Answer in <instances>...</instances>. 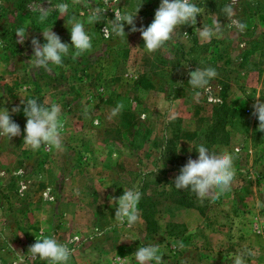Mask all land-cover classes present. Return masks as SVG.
<instances>
[{"label":"rangeland","instance_id":"1","mask_svg":"<svg viewBox=\"0 0 264 264\" xmlns=\"http://www.w3.org/2000/svg\"><path fill=\"white\" fill-rule=\"evenodd\" d=\"M59 2L0 0V106L21 126L19 135L0 137V264H11L16 251L27 254L42 235H54L72 249L69 264H119L117 257L125 256L126 264H136L132 254L145 243L160 244L162 264H232L229 254L246 248L255 250L246 257L248 264H264V207H256L258 198L264 200V129L253 114L256 100H264V0H195L202 9L197 23L177 26L172 38L151 52L140 31L127 23L122 36L106 38L103 29L116 7L138 5L137 28L147 26L160 0H67L64 16L55 10ZM228 5L230 17L223 10ZM97 6L106 10L88 25L91 49L74 59L69 45L63 64L50 70L30 64L32 37L43 43V29L53 26L70 44L68 20L84 19ZM45 8L49 15L40 21ZM213 20L219 30L202 38L198 28ZM18 27L26 29L23 43ZM207 66L217 74L194 98L189 74ZM21 94L45 106L61 105V147L33 150L23 143L27 117ZM118 103L123 107L113 114ZM216 104L248 113L236 115L226 132L214 133ZM14 105L19 112H11ZM174 127L181 131L178 150L187 159L197 155L191 143L201 141L233 152L230 188L217 199L195 200L204 213L166 200L178 172L161 159V149ZM150 170L149 181H141ZM133 186L160 196L159 232L147 227L140 202L137 223L114 219L116 204L109 198ZM26 264L48 261L29 258Z\"/></svg>","mask_w":264,"mask_h":264},{"label":"clouds","instance_id":"2","mask_svg":"<svg viewBox=\"0 0 264 264\" xmlns=\"http://www.w3.org/2000/svg\"><path fill=\"white\" fill-rule=\"evenodd\" d=\"M140 5L135 9L116 7L114 18L107 22L103 31L105 37L110 35L122 36L125 34V23L131 25V31L139 30L143 38L144 48L151 52L161 47L172 38L177 26L184 24L195 25L197 15L201 14V7L195 0H160L158 8L155 10L154 19L147 25L141 24L139 28L135 23V18ZM51 8V7H49ZM49 8L40 10L38 20L44 21L49 15ZM69 9L67 0H60L55 6V10L63 15ZM106 8L94 7L84 19L72 16L67 26L70 29L71 43L62 41L61 37L50 29H43L44 42L39 37H32L33 55L30 64L35 68L50 70L52 66L62 65L64 57L70 54L69 45L72 46V56L75 59L81 53L92 48L93 34L88 25L95 24L102 19ZM229 17L233 14L231 5L223 9ZM64 16V15H63ZM245 21L241 20L243 26ZM199 29V35L204 39H211L219 30L216 20L212 24H203ZM26 29L18 27L16 34L19 43L26 39ZM217 69L212 66L198 67L190 72V83L196 90L194 98L200 95L199 89L206 88L210 80L216 76ZM20 103L24 104L23 113L27 117L23 130V143L33 150L39 149L42 145L61 147V136L64 128V121L61 118V105L52 103L49 106L38 103L35 98H25L24 95ZM243 97V96H241ZM260 97V96H257ZM123 107L118 103L113 114ZM18 105H14L11 112H19ZM253 114L260 121L259 128L264 129V100L258 99L253 105ZM21 133V126L11 116L10 110L6 106H0V137L10 139ZM195 146L197 155L190 156L181 166L179 173L174 178V185L177 189L190 188L200 197L217 199L224 191L228 190L235 177L233 152L227 147L210 145L206 141L191 143ZM189 151H192L190 146ZM115 156L116 154L113 153ZM141 191L133 186L123 191L119 197H110V202L115 201L116 210L114 219L118 223L133 225L140 220V209L138 207L141 200ZM256 207H264V200L258 198ZM183 240L179 245H183ZM72 249L64 242L58 240L54 235L37 236V239L28 247V253L15 252V258L11 264H26V259L39 258L47 260L48 264H69ZM255 250L246 248L237 250L236 253L229 254L232 264H248L246 257L254 256ZM136 264H162L163 253L158 243H145L137 247L132 254ZM128 256L117 257L119 264H126Z\"/></svg>","mask_w":264,"mask_h":264},{"label":"trees","instance_id":"3","mask_svg":"<svg viewBox=\"0 0 264 264\" xmlns=\"http://www.w3.org/2000/svg\"><path fill=\"white\" fill-rule=\"evenodd\" d=\"M198 44H199L198 40L195 39L194 45H198ZM214 111H215L214 123H212L211 125L214 133L216 132L218 133L221 131L226 132L227 124H229L230 122H234L236 115L238 117H243L248 113L244 107L233 108L227 104H216L214 107ZM172 132H173L172 137L165 138L164 147L161 149V159L166 162H169L171 164V169H175L179 173V170L181 166L185 163L187 157L181 154L178 150V143L181 132L180 129L174 127ZM138 137L139 134L137 133L135 140H133L132 143H134V141L137 142ZM153 173H154L153 170H150L148 172H143L141 174L143 177L141 181L147 183L149 181L148 176ZM156 182L160 183L158 179ZM172 182H173L172 188L175 190L171 192H166L168 193L166 195L168 196L166 197V200H170L172 203H175L181 207H187V208L196 207L200 209L202 213H204V207L196 202L197 199H200L199 195L195 191L191 192L192 189L190 188V186L188 188L177 189L174 185V180ZM144 189H145V185H142L141 190ZM176 189L179 190L177 196L175 195ZM162 193L163 192H160V194ZM158 197L160 196L155 195L153 193H143L140 200V208L142 211V216L145 219L147 227L151 230L152 233H157L161 229L160 228L161 211L157 208Z\"/></svg>","mask_w":264,"mask_h":264},{"label":"crops","instance_id":"4","mask_svg":"<svg viewBox=\"0 0 264 264\" xmlns=\"http://www.w3.org/2000/svg\"><path fill=\"white\" fill-rule=\"evenodd\" d=\"M181 92H182V91H181ZM181 92H180V95L182 94ZM183 138H184V137H183ZM183 138H182V139H183Z\"/></svg>","mask_w":264,"mask_h":264}]
</instances>
